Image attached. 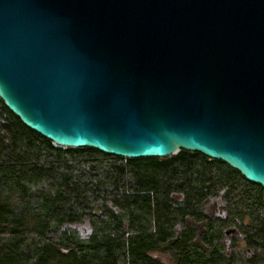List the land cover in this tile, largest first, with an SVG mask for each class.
Returning a JSON list of instances; mask_svg holds the SVG:
<instances>
[{
    "label": "water",
    "instance_id": "95a60500",
    "mask_svg": "<svg viewBox=\"0 0 264 264\" xmlns=\"http://www.w3.org/2000/svg\"><path fill=\"white\" fill-rule=\"evenodd\" d=\"M0 100L56 146L264 188V0H0Z\"/></svg>",
    "mask_w": 264,
    "mask_h": 264
},
{
    "label": "trees",
    "instance_id": "16d2710c",
    "mask_svg": "<svg viewBox=\"0 0 264 264\" xmlns=\"http://www.w3.org/2000/svg\"><path fill=\"white\" fill-rule=\"evenodd\" d=\"M152 252L264 264L263 186L196 151L62 148L0 100V264H167Z\"/></svg>",
    "mask_w": 264,
    "mask_h": 264
},
{
    "label": "rangeland",
    "instance_id": "374dc122",
    "mask_svg": "<svg viewBox=\"0 0 264 264\" xmlns=\"http://www.w3.org/2000/svg\"><path fill=\"white\" fill-rule=\"evenodd\" d=\"M74 229H76L78 231V233L82 236L85 235L86 233V228L82 225L78 226V227H73ZM242 242L239 243V246H242ZM152 256H154L155 258L167 263V264H174V260L171 257V255L168 252H152Z\"/></svg>",
    "mask_w": 264,
    "mask_h": 264
}]
</instances>
